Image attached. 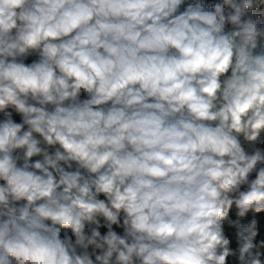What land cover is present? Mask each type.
<instances>
[{
	"label": "clouds",
	"instance_id": "obj_1",
	"mask_svg": "<svg viewBox=\"0 0 264 264\" xmlns=\"http://www.w3.org/2000/svg\"><path fill=\"white\" fill-rule=\"evenodd\" d=\"M0 264H264V0H0Z\"/></svg>",
	"mask_w": 264,
	"mask_h": 264
}]
</instances>
